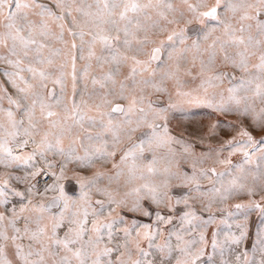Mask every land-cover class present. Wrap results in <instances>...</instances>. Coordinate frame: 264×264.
Segmentation results:
<instances>
[{"label": "snow or ice", "instance_id": "6c2138e0", "mask_svg": "<svg viewBox=\"0 0 264 264\" xmlns=\"http://www.w3.org/2000/svg\"><path fill=\"white\" fill-rule=\"evenodd\" d=\"M165 53L167 60L162 61ZM182 61L190 63L185 76L200 78L198 87L206 95L213 90L203 102L240 121L230 126L238 127L244 139L227 140L220 151H243L250 162L246 148L264 145V137L256 140L242 126L247 120L264 131V0H180L179 5L173 0H0V65L5 66L0 75L15 90L13 94L0 88V163H5L4 157L19 159L13 156V143L23 149L31 142L41 154L54 151L63 158L59 174L51 173L54 182L35 192L42 197L55 191L56 196L47 202L28 199L19 209L12 207L10 215L0 212V264H201L202 258L217 264V249L218 264H264V231L251 252L234 247L246 236L242 230L239 236L226 235L222 244L213 240V253L206 257L204 248L196 247L204 242L203 232L198 240L185 239L194 221L201 219L189 203L193 190L209 196L205 208L210 209L217 195L223 199L243 190L239 181L248 177L241 167V175L226 186L221 180V187L213 183L207 193L200 191V178L210 179L209 172L222 178L224 173L197 170L201 157L170 132L166 109L154 106L146 94L149 89L167 92L164 82L174 79L176 95L190 96L181 91ZM153 62L164 63V70L158 73L159 64L153 68ZM225 81L228 86L221 88ZM65 136L71 139L67 149L61 146ZM259 151L264 159V147ZM189 159L191 175L182 165ZM68 163L95 169L87 177L74 173L78 201L60 183ZM251 178L264 182V171ZM34 188L27 191L31 194ZM177 189L186 190L182 197L175 196ZM12 194L25 195L15 189ZM93 194L101 198L93 199ZM0 197V204H6L2 187ZM180 204L188 210L178 213ZM71 206L75 210L69 211ZM248 207L261 205L253 202ZM117 209L154 216L158 226L153 230L151 224L133 223L117 229L124 223L122 215H112ZM211 221L210 216L201 223ZM159 225L171 227L157 244ZM141 237L151 251L141 247Z\"/></svg>", "mask_w": 264, "mask_h": 264}, {"label": "rangeland", "instance_id": "374dc122", "mask_svg": "<svg viewBox=\"0 0 264 264\" xmlns=\"http://www.w3.org/2000/svg\"><path fill=\"white\" fill-rule=\"evenodd\" d=\"M41 3H47L48 0H40ZM174 3L179 5L180 0H173ZM15 11V8H12ZM175 27V26H173ZM163 39V36L159 37ZM167 60L166 53L162 55V61ZM79 63V62H78ZM159 67L157 68V65ZM190 63L187 61L181 62V77L183 79V85L181 91L190 92V96H178L176 95V82L174 79H169L164 82V86L168 89L165 93H155L153 90L149 89L146 94H150V98L154 102V106L165 108L168 116V127L170 132L175 135L178 139H182L187 144L192 146L193 152L196 156L201 157L197 162V170L203 169H216L218 173H224L222 178L215 176L213 173L209 172V178H200L199 185L201 192H208L212 188L213 183L215 187H221V180L226 186L228 181L234 176L241 175V167L244 169L243 175L247 176V179H241L239 182L245 185V188L240 191H233L227 194L225 198L221 199L219 195L215 199L211 200V208L206 209L205 205L208 204L209 196H199L198 193L193 190L191 192L192 199L189 200L191 208L195 210L196 214L201 218L200 220L194 221V227L189 229L191 235L185 234V239L196 238L199 239V233H204L203 244H197L196 247H203L205 250V257L208 254L213 253L212 242L217 241V244H222L225 236L230 234L240 235L243 230L246 232V236L237 246L238 251L248 249L251 252L253 245L255 244L257 235L264 231V182L261 180H253L251 178L252 174L258 171H264V159H261V153L259 151L260 147L264 145H259L256 148L248 146L246 150L250 154V162H246L245 155L243 151H233L232 147H224L220 151L221 147L225 144L227 140L235 138L236 140H242L243 137L238 135L239 128L231 127L230 124L240 125V121L237 120L234 114L224 115L220 112L209 108L203 101L211 97V88L209 93L206 95L202 88H199L200 78L192 79L191 76L184 75V69L189 67ZM5 67L0 65V68ZM153 68H157V71L164 70L165 65L162 62H153ZM172 70H175V66H172ZM145 76L148 73H144ZM192 75H196V69H193ZM159 80V75H157V81ZM227 81L221 88H226ZM51 87V85H50ZM78 87H83V84H79ZM0 88H7L10 93L15 94V90L6 82V77L0 75ZM89 89H91V84H89ZM196 91H193V90ZM221 89H216L219 91ZM57 91L59 88L57 87ZM66 95L71 96V83L68 82V87L66 89ZM87 98V97H85ZM80 99L77 96V101ZM218 100L219 97L217 96ZM92 101H90L91 103ZM125 103L123 101H118ZM169 103L176 104L177 107L169 108ZM3 106L8 107L7 101L3 102ZM90 115H95V112H90ZM215 125V128L213 126ZM244 127L252 133L254 139L260 140L264 137V131H261L254 126H251L250 121L245 120L243 122ZM43 136V131L37 136V143H39L41 137ZM50 142H55L53 136L48 137ZM71 139L68 136L63 138L62 147L67 149L70 144ZM13 149V156L19 157V159H10L4 157L5 163H0V187L7 193V203L0 204V212H5L6 215H10V209L15 207L19 209L21 205L26 204L28 199H32L33 202H38L43 200L45 202L49 201L53 196L58 193L55 191H49L44 196L35 195V192L44 191V187L38 186L36 182L39 176L47 172L50 175V182L47 184H52L55 177L51 175L52 172L59 174V165L63 162V158L56 154L54 151H44L41 154V150L36 147V144L29 143L23 149L18 148L15 143L11 145ZM179 145L176 146L177 150H180ZM235 147H238L235 146ZM31 157V158H29ZM220 161H230V163H221ZM52 163L54 166L49 168L48 164ZM191 163L188 161L182 162L183 169L191 175ZM259 165V169L257 168ZM37 170L41 171V174L33 177L31 173ZM95 169L82 170L75 163H68L67 169L65 171L66 179L60 181L64 184L65 191L74 200H79L80 189L79 185L75 181L74 173L87 177L92 174ZM16 177H21V180H17ZM7 180L8 184L5 186L4 181ZM106 183V182H105ZM35 185L33 193H29L27 189ZM15 189L18 192L24 193V197L14 196L12 190ZM194 189V186H193ZM248 189H252V193L249 194ZM124 189H121L123 191ZM186 190L177 189L175 190L176 197H182ZM93 199H100L101 197L93 194ZM4 199V197H0ZM258 203L261 205L259 208L248 207L251 203ZM243 204L244 208L237 209L235 205ZM177 212L187 211L183 204L177 205ZM6 209L9 210L6 212ZM59 208L53 209V212L59 213ZM75 210V206H71L69 211ZM232 213V215H229ZM122 215L124 217V223L117 224L115 227L117 229H122L133 223L136 224H151L153 230L158 226L155 222V217H146L139 212H129L127 209H117L112 215ZM212 217V221L204 226L201 221L208 220ZM173 223L176 227H179L180 221L177 216L173 217ZM22 224V221H21ZM195 225H199L198 227ZM91 225L89 224V227ZM162 231V235L157 237L155 243L159 244L163 242L164 236L167 234V229L171 226L169 225H159ZM143 232V229H140ZM61 235L63 233H60ZM135 236V233H133ZM172 243H176L175 238L172 239ZM141 247L145 250L151 251L148 248V241L141 237ZM135 258V257H134ZM219 250L217 249L215 254V260L218 264L219 261ZM115 259V257H113ZM201 264H207L206 258H202Z\"/></svg>", "mask_w": 264, "mask_h": 264}, {"label": "built area", "instance_id": "2783aa9c", "mask_svg": "<svg viewBox=\"0 0 264 264\" xmlns=\"http://www.w3.org/2000/svg\"><path fill=\"white\" fill-rule=\"evenodd\" d=\"M45 173V172H44ZM44 173H42L39 178H38V181L36 182V184L38 186H45L48 182H50V175L48 173V175H45Z\"/></svg>", "mask_w": 264, "mask_h": 264}]
</instances>
